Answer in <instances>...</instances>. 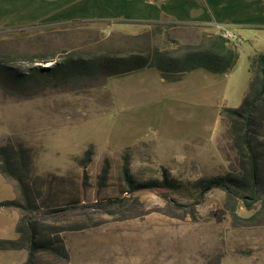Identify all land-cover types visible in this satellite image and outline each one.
Instances as JSON below:
<instances>
[{"label":"rangeland","instance_id":"obj_1","mask_svg":"<svg viewBox=\"0 0 264 264\" xmlns=\"http://www.w3.org/2000/svg\"><path fill=\"white\" fill-rule=\"evenodd\" d=\"M19 11L13 0H0V148L14 150L11 175L22 178L6 177L0 159V202L12 195L11 182L14 200L35 202L42 225L72 229L61 237L76 258L102 264H264V102L251 132L263 183L259 200L230 198L221 188L200 197L197 186L200 179L244 172L222 111L240 107L249 91L250 58L264 52V26L230 28L240 37L235 43L242 57L226 92L216 90L200 108L198 100L172 98L151 76L95 73L76 79L30 70L68 56L196 45L202 29L101 21L13 25L9 17ZM232 207L242 219H233ZM34 264L66 263L41 253Z\"/></svg>","mask_w":264,"mask_h":264},{"label":"trees","instance_id":"obj_2","mask_svg":"<svg viewBox=\"0 0 264 264\" xmlns=\"http://www.w3.org/2000/svg\"><path fill=\"white\" fill-rule=\"evenodd\" d=\"M179 26V24H172ZM240 51L236 43L226 39L221 34L204 32L196 45L179 46L174 50L154 47L151 50L141 52H126L119 55H109L90 58H76L68 56L67 60L52 67H33V74L46 75L52 72L67 74L72 78H86L91 74L99 73L103 77L123 76L135 73L147 68L158 71L160 76L167 82H176L196 69H205L214 74L225 75L230 73L237 65ZM250 72L252 79L249 91L244 96L243 102L238 108H224L222 115L229 118L232 130L235 134L236 143L245 160L242 175L227 174L225 176L200 179L197 182L201 190L200 197L214 188H221L228 197H247L251 204L259 200L261 182L258 170V158L255 149L253 135L254 114L264 102V52L251 56ZM18 154V153H17ZM88 158L92 152H87ZM14 150L8 147L0 148V159L3 162L2 173L9 179L21 181L11 175L13 159H16ZM90 158L86 161L88 162ZM23 160H19L22 169ZM107 175V169L104 170ZM128 182L130 178L126 175ZM26 188V185H23ZM152 184H143L141 188H149ZM247 195V196H245ZM118 201V200H117ZM124 200H119L118 203ZM0 208H15L21 211V217L17 225L20 237L16 240L0 239V249L28 251V260L24 264H34L41 253H47L58 258L62 263L70 260L69 251L61 237L64 231L71 228L42 225L44 222L35 216L38 206L33 203L22 204L19 200L0 202ZM232 217L240 218L232 207ZM112 213V212H109ZM89 216L88 212L85 214Z\"/></svg>","mask_w":264,"mask_h":264},{"label":"crops","instance_id":"obj_3","mask_svg":"<svg viewBox=\"0 0 264 264\" xmlns=\"http://www.w3.org/2000/svg\"><path fill=\"white\" fill-rule=\"evenodd\" d=\"M13 2L20 10L12 17L13 19L9 17L13 25H26L40 20L50 23L101 21L126 24L132 28L152 23H170L179 26L193 25L202 29L203 33L212 34H221L222 28L233 33L232 28L264 26V0H13ZM239 51L240 60L242 57L240 47ZM234 71L235 68L230 73L221 75L205 69H196L176 82L165 81L153 68L128 75L140 80L151 76L155 78L156 83L169 88L172 98L192 99L195 102L198 100L196 107L201 108L205 107L208 101H212L216 90L226 92L230 79L234 77ZM9 184L12 195L9 194L6 198L14 200L16 192L13 184L11 182ZM20 217L19 210L0 208V239L16 240L20 237L17 232ZM69 255L68 264H102L89 256L82 255L76 258L70 252ZM27 260L26 249H0V264H24Z\"/></svg>","mask_w":264,"mask_h":264},{"label":"built area","instance_id":"obj_4","mask_svg":"<svg viewBox=\"0 0 264 264\" xmlns=\"http://www.w3.org/2000/svg\"><path fill=\"white\" fill-rule=\"evenodd\" d=\"M222 36L225 37L226 39L232 41V42H237L241 43L240 39L230 31L226 30L225 28H222Z\"/></svg>","mask_w":264,"mask_h":264},{"label":"clouds","instance_id":"obj_5","mask_svg":"<svg viewBox=\"0 0 264 264\" xmlns=\"http://www.w3.org/2000/svg\"><path fill=\"white\" fill-rule=\"evenodd\" d=\"M221 35H222V33H221ZM235 43V42H234Z\"/></svg>","mask_w":264,"mask_h":264}]
</instances>
